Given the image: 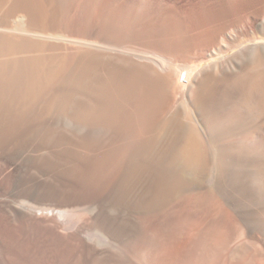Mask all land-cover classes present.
Instances as JSON below:
<instances>
[{"label":"rangeland","instance_id":"374dc122","mask_svg":"<svg viewBox=\"0 0 264 264\" xmlns=\"http://www.w3.org/2000/svg\"><path fill=\"white\" fill-rule=\"evenodd\" d=\"M32 1L38 5L34 16L18 10L12 0H0V61L41 57L45 60L43 68L51 77L45 84L28 90V94L22 83L21 87H0L2 261L155 264L154 259L165 248L191 250L192 241L188 239L192 240L193 219L211 198L220 199L218 192L221 181L224 182L221 170L233 164H227L224 157L237 151L239 145L237 130L230 135L224 124L235 123L242 117L254 122V116L247 115L246 106H263L264 92L255 90L251 99L236 100L228 90L232 87L229 84L239 77L217 75L218 69L212 63L214 74L208 79L205 106L216 113L207 115L208 120L214 118L208 122L210 134L215 131L208 139L200 129L201 124L190 118L192 111L185 105L188 100L180 102L184 94L175 90V79L159 88L154 96L150 95L147 78L137 71L138 66L150 62L145 57L140 59L132 50L134 44L132 47L129 44L128 49L100 48L98 57L80 65L79 53L64 50L66 41L45 40L41 36L43 32L39 29L48 26L54 16L59 17L58 1ZM147 1L161 8L162 16L168 17L172 24L183 13H195L202 23L217 27L223 24L213 17L219 14V2L236 0ZM158 1L162 3L160 6ZM21 21L24 24L20 26ZM31 24L37 29H28ZM262 28L264 11L257 16L245 13L225 29L214 45L194 47L190 55L177 59V63L191 67L197 63L196 71L211 62L221 63L243 48L264 43ZM47 43L60 46L54 48ZM96 47L87 48L95 51ZM75 64L80 68L74 67ZM231 96L233 100H229ZM250 129L261 137L264 121H257ZM190 139L194 140L199 157L197 165H188L182 159V149ZM222 139L232 143L224 145ZM263 143L264 139L257 141V154L255 147L245 150L252 149L256 162L252 165L259 170H264ZM237 185L230 193L240 196L244 192ZM255 190L252 187L251 193ZM54 210L63 214L55 215ZM199 238V249L205 255L204 233Z\"/></svg>","mask_w":264,"mask_h":264},{"label":"bare ground","instance_id":"6f19581e","mask_svg":"<svg viewBox=\"0 0 264 264\" xmlns=\"http://www.w3.org/2000/svg\"><path fill=\"white\" fill-rule=\"evenodd\" d=\"M12 1L17 4L19 7L18 10H23L31 16H34L38 11V5L34 4L35 1ZM57 1L60 5V11H58L60 12L58 15L59 17L57 18L54 16L50 20V23L48 22V26L45 27L44 23V25H42L45 28L43 27L39 29L43 32L42 35L40 33L41 31L39 33L41 36L45 37V40L50 39L66 41L67 45L64 46V50L66 48L71 52L79 53V58L81 60L80 65L81 62L89 58L91 59L98 57L100 48L112 50V48L115 49L114 47L124 48V46L130 47L131 44H134V47L131 45L132 50L140 56V59L141 57H145L150 62L144 66L140 65L137 67L139 75H144V77L147 78L146 80H148L147 84L150 86V88H148L150 89V95L154 96L155 93L159 91V88L166 87L171 81L175 79V90L178 93L184 94H181L182 96L180 97V102L182 100L183 103V99L188 100L187 104L185 105H188L189 110L191 109L192 111L189 113V115L192 113V117L190 116V118H193L196 124H201L200 129L203 134L207 136L206 138H210V135L215 132L211 131L212 133L210 134V124L208 123L213 117L209 120L207 119L210 117V114L213 111L211 112L205 106V101L207 99L206 91L210 85V81L208 79L214 74L212 63L214 67L218 69H216L218 71V73H216L217 75H225L226 77L228 74L239 77V80L235 81L234 84H229V86L232 87L230 88L231 90H228L232 96H235L236 100L238 99L240 102H243V99L245 100V98H250L255 90L261 89L262 92H264V43H255L252 46L243 48L234 55L232 54L231 57L229 56L226 60H222L223 62L221 60V63L211 62L198 71H196L197 63L192 67L188 65L186 66L182 63H177V59L190 55L194 47H211L214 45L216 42H218L219 36L224 33L225 29L239 21V19H241L245 13L253 14L255 16L263 13L264 0H236L235 2H219V6L216 5L220 8L218 10L219 14L217 16L215 13L213 14V17L216 18L214 21H222L223 24L222 26L217 27L206 25L204 21L203 24L202 21L197 17L198 15L195 13V15H183V13L182 16L179 14L180 16L179 19L177 18V21H175L176 23L174 22L175 24H172V21H169L171 22L170 24L167 20L168 17L166 18L162 16L161 8L159 9L158 7L157 9V7L151 6L153 3L149 4L150 2L147 0ZM160 3L161 2H159V6L162 4ZM216 4H218V2ZM55 6L57 7V5ZM239 12L240 14L238 15ZM45 16L47 17V15ZM23 24L24 22L21 21L19 25L21 26ZM28 29L36 30L37 28H34V26L31 24ZM44 37L42 38L44 39ZM262 38L264 37H261V40ZM38 42H40V40ZM47 45L54 48L60 46L58 44L52 43H47ZM89 45H95L97 46V49L93 51L90 48H87ZM208 56H211L210 53ZM78 62L79 61H77V64ZM44 63L45 60L41 57L21 59L11 58L9 60L0 61V87L3 89H9V87L18 86L22 83L26 85L27 90L25 91H27L28 94V90L33 89L35 85L42 83L45 84V80L47 82L51 80V77H49V75L46 73V70L43 68ZM77 64H75L74 67H77ZM82 64H84V62ZM106 67L108 68V66ZM88 70L89 69H87V71ZM129 70L131 69L129 68ZM181 70L183 72H180ZM4 71L6 73H4ZM78 71H80V69H78ZM74 72H76V74L78 73L76 70ZM88 74H90V72ZM84 77L87 76L85 75ZM74 79L75 78L71 79L72 82ZM25 85L23 88H25ZM74 85H76V82ZM232 96L229 100H233ZM159 97L160 96H157L156 98ZM262 101L263 106L255 104L246 106L247 115L254 116L253 119L250 118L254 120V122L247 119L246 117H242L235 123L228 122L224 124V129H227L226 131L228 134H234L235 130H237L239 134V137L237 138V142H239V145H237V151H230L224 157L226 159V163L231 162L232 164L233 162L235 166L233 164H229L231 166L225 167L228 163H225L226 165L223 164L225 168L222 166L224 169L221 168L223 169L221 170V176L224 178H222L224 182L221 181L222 185H220V190L218 192V194H220V199L217 197L211 198L203 207L200 214H198L196 218L193 219V236L192 240L188 239V241H192V249L190 247L191 250L183 251L176 249L175 246L165 248V250H162L163 252L157 256V259H154V261L156 260L155 264H264V170L256 169L255 166L252 165L253 163L256 164V162L254 161L255 156L252 152H250L253 149L252 147H255L254 154H257L255 153V145H258L257 141L260 138L264 139V135L259 137L250 129L257 121H264V94ZM214 102L212 104H214ZM224 105L226 104L224 103ZM216 107L217 109L219 108L217 105ZM213 113H216V111ZM207 115H209V117ZM222 117L223 116L221 115V119ZM222 140L224 145L232 143L224 139ZM237 142H235V144ZM263 147L264 146L262 145V148ZM246 148L252 149H250L248 152H245ZM257 149H259L258 146ZM181 153L182 159L186 164H196L198 156L195 151L194 140L192 141L190 139L189 142L184 145ZM237 181L240 182V184H238L239 186L241 185L240 188L244 192L241 193L240 196H236L235 193H230L233 190H236L234 188H236ZM252 187L253 189H256L255 193H251ZM238 188L237 190L240 189ZM60 211L61 210H54L55 215L59 213L63 214L62 211ZM60 216L61 215H59V217ZM201 232L202 235L204 233L205 236V255L201 253L199 249V235ZM182 240L183 239H181V241ZM0 264H4L1 256Z\"/></svg>","mask_w":264,"mask_h":264}]
</instances>
